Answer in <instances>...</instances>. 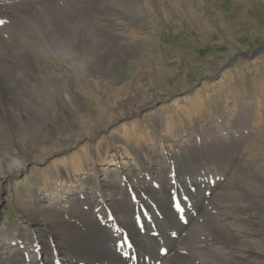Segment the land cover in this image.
<instances>
[{
  "label": "rangeland",
  "instance_id": "obj_1",
  "mask_svg": "<svg viewBox=\"0 0 264 264\" xmlns=\"http://www.w3.org/2000/svg\"><path fill=\"white\" fill-rule=\"evenodd\" d=\"M134 1L142 7L134 17L107 0L40 3L49 19L52 6L82 10L76 44L85 39L89 45L99 32L109 39L98 55H108L113 43L135 53L117 63L123 68L116 78L80 75L57 54L42 60L45 74L22 80L11 71L18 83L40 85L48 118L33 122L26 108L24 118L7 120L14 130L0 118V154L11 146L19 157L0 175V230L9 236L0 237V264L78 263L50 235L57 220L82 228L88 224L74 218L95 213L119 220L125 231L117 210L139 201L147 212L136 228L153 222L162 233L153 232L155 245L147 243L139 259L137 247L133 256L124 254L130 264H209L227 237L246 230L260 235L252 236L253 245L243 243L244 250H229V257L264 264V0ZM68 94L79 103L66 101ZM22 138L29 151L17 143ZM158 203L154 212L150 207ZM231 205L234 215L254 207L262 216L221 226L215 216ZM105 219L100 224L116 234ZM123 240L118 235L117 243Z\"/></svg>",
  "mask_w": 264,
  "mask_h": 264
},
{
  "label": "bare ground",
  "instance_id": "obj_2",
  "mask_svg": "<svg viewBox=\"0 0 264 264\" xmlns=\"http://www.w3.org/2000/svg\"><path fill=\"white\" fill-rule=\"evenodd\" d=\"M6 1L7 0H0V21H4V23H0V107H3L1 109L6 111L4 114L0 113V118L3 120L7 121L12 117L24 118L21 113L23 112L22 114H24L26 108L31 110L33 122H38L39 124L42 119L48 118V112L45 109L44 104L41 103L46 97L41 92L42 89L40 90V85L38 87H34L32 85H26V83L23 81H21L23 84L18 83L10 79L11 71L14 75H20L19 78L22 80L24 78L22 75L24 74H45L46 71L43 68L44 66L42 67V60H45L52 54H57L58 56L62 57L63 63H69L70 66L80 72V75L84 76L85 72L90 74L105 73L110 75V78H116L117 74L121 72V68H123L122 63L120 65L117 63L119 61H123L125 57L135 53L133 48L131 49L125 45V43L123 45L113 43L108 47V51H110L108 55H98L97 49L102 44L101 41L109 39L108 35L99 32H95V41L91 42L89 45L85 44V39H82L79 44H76L74 40L79 37L78 35L83 30L82 27L81 29L79 28V23H81L80 18L84 16L81 9H73L70 7L58 9L52 6V12L50 13L49 19V16H47L48 14L46 15L43 10H39L38 8L40 7L41 2L47 3L51 2V0H20V4L18 6H15L19 2L18 0H9L4 4ZM107 1H111L114 5L118 6V8L120 7V9L124 10L130 17L141 14L142 7L137 1ZM32 4H34V9L31 7ZM67 14L73 19L74 22L67 19ZM108 25L105 27L111 26ZM119 42L121 43V41ZM117 48H119V50ZM106 58L110 62H107ZM44 90H46V87ZM65 98L66 101H69L71 104L74 102L79 103L78 99L72 95L68 94L67 97L65 96ZM35 100H38L39 104ZM26 102L29 104V107H26ZM45 103L47 102L45 101ZM50 119L52 118L50 117ZM7 125L10 126V130H14L15 125H10V122L8 121ZM18 142L21 143V147L24 150L27 149L26 151H29L28 148L31 147V145L27 139L22 138L17 140V143ZM11 148L12 147L10 146L9 152H3V154H0V175L7 176V170H9L12 165L19 162V157L15 154L14 150H11ZM159 178L160 177L157 179ZM164 181L165 180H163V184H165ZM96 184L97 182L94 183V185ZM191 184L193 185L194 183ZM160 189H163V186ZM159 206L160 204L158 203V205H153L150 208L154 212H157ZM126 207H129L128 204ZM47 208L48 209L46 210L50 211L49 216H51L52 211L49 207ZM135 208L129 207L128 210L123 208L121 211L120 209H116L118 213L124 216L123 220L126 224L123 223V227L126 228L125 231L119 229V220L116 219V221H112L111 217H105L111 219L109 222H111V224L116 229H119L114 235L111 234L110 230L104 228L103 224H100L101 221L108 222V219L106 220L103 218L104 215L97 216L95 213L87 214L88 216H86V219L85 217H80L78 220V216L74 218L77 222L79 221L81 225H83L82 223L88 224L82 226V228L67 223L66 221H63L64 219L60 221L57 220V224L59 223V228H57V230L52 232L50 235L59 240L61 244L60 247L64 252H66L69 260L78 259V263L72 262V264H105L106 261L109 264H130L129 262L132 260V258L128 259L127 257L133 253V250L136 247V257H134L136 259L138 257L139 259V257L144 255L142 250L145 248V246H148L147 243L151 242L152 245H155L156 238L151 236L153 232L156 230V232H154L156 236H159V233H162V229L156 226L157 223L153 222L148 223V226L145 227L143 231L137 229L138 223L136 220L140 219V216L144 215V213L147 211H143V209L140 208V201L138 202V205L135 206ZM173 209L174 205L171 208V211H173ZM152 210H148V213L151 215ZM235 210L236 206L231 205L229 213L219 212L215 218L219 217V224L224 226L225 222L232 224V222L238 220L243 223L248 221L256 214L262 216L261 211L251 207L249 210L243 212L242 215H245L246 217L239 220V217L242 215H234L233 212ZM130 216L135 217V220L129 221L128 218H130ZM43 221H47L49 223L51 222L50 219ZM151 225L155 228H153ZM149 227L152 228L150 229ZM80 229H86V232L83 234ZM178 230L179 235L182 230L181 225L178 227L176 232ZM252 231L254 232L253 234H251ZM170 232L171 230L169 233ZM118 235L125 239L122 241V245L117 243ZM169 235H165L164 237L162 234V237H164L163 239L169 241ZM209 235H213L216 241L219 238V235H216V231H212ZM236 235L235 238L229 236L223 241L224 245L221 247V252H219L217 260H213L209 264H236L235 260L229 257L230 253L233 252L229 250H232V248L244 250V248H242V244L250 243L253 245L255 243V239L252 236L254 235L257 237L260 234L255 230H246L239 232ZM1 236H3L1 240L7 239L9 237L4 231L0 230V237ZM107 236H111L113 240L110 241ZM192 245L197 247V242L190 241L189 246ZM123 247L125 248L126 253L119 252H123ZM253 252L257 253L255 250H253ZM224 255H226L227 258H224ZM236 256L239 257L237 254Z\"/></svg>",
  "mask_w": 264,
  "mask_h": 264
},
{
  "label": "crops",
  "instance_id": "obj_3",
  "mask_svg": "<svg viewBox=\"0 0 264 264\" xmlns=\"http://www.w3.org/2000/svg\"><path fill=\"white\" fill-rule=\"evenodd\" d=\"M69 17H70V16H68V14H67V18H68V19H69ZM95 38H96V36H95Z\"/></svg>",
  "mask_w": 264,
  "mask_h": 264
},
{
  "label": "snow or ice",
  "instance_id": "obj_4",
  "mask_svg": "<svg viewBox=\"0 0 264 264\" xmlns=\"http://www.w3.org/2000/svg\"><path fill=\"white\" fill-rule=\"evenodd\" d=\"M0 23H4V21H0Z\"/></svg>",
  "mask_w": 264,
  "mask_h": 264
}]
</instances>
